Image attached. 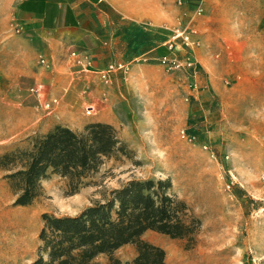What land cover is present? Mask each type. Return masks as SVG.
Returning <instances> with one entry per match:
<instances>
[{
    "label": "rangeland",
    "instance_id": "rangeland-1",
    "mask_svg": "<svg viewBox=\"0 0 264 264\" xmlns=\"http://www.w3.org/2000/svg\"><path fill=\"white\" fill-rule=\"evenodd\" d=\"M20 1L0 0V154L26 145L29 136L45 133L33 123L42 117L52 128L61 124L83 129L90 122H109L133 155L107 159L74 194L65 178L53 174L43 182L44 195L31 206L15 204L16 196L0 168V264H30L37 258L44 213L76 215L110 190L145 178H169L172 191L202 221L195 240L156 231L144 234L165 249L170 264H264L260 21L251 27L253 17L245 13L239 29L225 28L232 32L218 36L206 20L199 21L205 17L204 7H233L238 0H105L110 15L112 5L168 7L167 23L160 27L152 18L108 16L123 35L107 66L79 71L77 66L70 69L69 63L64 71L57 65L45 70L39 79L47 75L50 79L56 114L49 113L54 107H45L40 116L29 90L32 80L19 75L40 59L18 39L15 8ZM239 5L264 7V0H239ZM256 15L257 20L262 14ZM191 29L195 70L166 69L160 58L173 51L167 42L178 31ZM183 51L177 50L179 55ZM111 64L115 69L104 77L103 70ZM90 104L96 108L89 114ZM116 255L131 260L136 248L124 245ZM99 260L105 262V255Z\"/></svg>",
    "mask_w": 264,
    "mask_h": 264
},
{
    "label": "trees",
    "instance_id": "trees-1",
    "mask_svg": "<svg viewBox=\"0 0 264 264\" xmlns=\"http://www.w3.org/2000/svg\"><path fill=\"white\" fill-rule=\"evenodd\" d=\"M26 141L0 154L15 204L22 206L44 195L43 182L53 174L65 178L74 194L107 159L133 155L119 130L102 121L83 129L57 124ZM201 225L187 201L172 191L169 178L131 179L76 215L44 213L38 256L30 264H170L165 249L144 234L195 240ZM127 244L135 246L136 255L123 261L116 251ZM103 255L105 262L99 260Z\"/></svg>",
    "mask_w": 264,
    "mask_h": 264
},
{
    "label": "crops",
    "instance_id": "crops-1",
    "mask_svg": "<svg viewBox=\"0 0 264 264\" xmlns=\"http://www.w3.org/2000/svg\"><path fill=\"white\" fill-rule=\"evenodd\" d=\"M108 7L110 6L105 3V0H21L17 4L15 8L16 24L21 27V30H18V39L28 45L35 54L44 55L48 59L46 65L38 59L36 65L26 66L19 73L26 80H32L29 90L37 101L36 106L40 116L44 115L46 103L52 100L48 75L39 79L45 70L48 71L53 65H57V69L61 68L64 71L66 68H70L69 63H72L70 69L72 66H77L79 71L88 70L90 66L98 69L107 66L111 55L114 54V48L121 42L123 35L120 25L115 26V21L110 20H120L122 17L128 16L137 21L144 17L152 18L155 24L160 27L167 23L168 7H143L140 9V7L112 5L114 10L111 15ZM204 10L205 17L199 21L206 20L208 28L218 36H226L232 32L225 31V28L239 29L242 16L245 13H249L250 17H253L252 22L250 21L251 27H256L255 21H260V25L264 26V7H243L239 5V0L233 7H226L222 4V6L204 7ZM158 11L161 14H158ZM257 13L262 15L260 19L256 20ZM121 15L124 16L121 17ZM108 16H111L112 19H109ZM254 57L253 55L249 58ZM57 81L61 82L58 79ZM39 85L42 86V95H37L32 90ZM68 89L69 87H67ZM58 90L63 91L61 87ZM25 100L27 101L28 98ZM51 103L54 108L48 112L55 115V103ZM33 123L39 124L41 132H47L53 126L45 122L42 117H38Z\"/></svg>",
    "mask_w": 264,
    "mask_h": 264
},
{
    "label": "built area",
    "instance_id": "built-area-1",
    "mask_svg": "<svg viewBox=\"0 0 264 264\" xmlns=\"http://www.w3.org/2000/svg\"><path fill=\"white\" fill-rule=\"evenodd\" d=\"M201 12H202V8H199L198 13L201 14ZM17 29L21 30V27H17ZM193 33H195L194 29H191L190 32L178 31L177 33L174 34L173 38L167 42V44L173 51L170 54H165L160 58V62L166 69L172 71L195 70L196 62L193 56L192 49L189 48V46H192L194 44V39L192 36ZM178 40H181V42L179 43ZM181 47L184 48V51L181 55H179L177 50H179ZM73 54L76 55V53ZM40 62L46 65L48 64V59L44 55H41ZM119 66L123 67L122 64H120ZM109 67H110L109 69L103 70L104 77L107 76L106 71H111L115 69L114 64H111ZM32 90L37 95H42V88L40 85L32 88ZM46 107H52V103L51 102L46 103ZM95 108L96 107L94 104H90L86 107L87 112L89 114L94 112Z\"/></svg>",
    "mask_w": 264,
    "mask_h": 264
}]
</instances>
